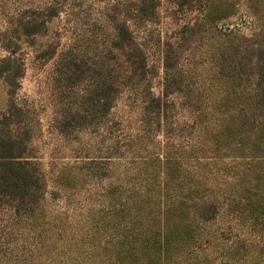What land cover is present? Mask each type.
<instances>
[{"label": "trees", "instance_id": "1", "mask_svg": "<svg viewBox=\"0 0 264 264\" xmlns=\"http://www.w3.org/2000/svg\"><path fill=\"white\" fill-rule=\"evenodd\" d=\"M161 1L0 0V264H264V36L185 60L234 1L173 0L176 38ZM25 50L61 54L69 89L54 127L71 155L56 145L48 170L18 102Z\"/></svg>", "mask_w": 264, "mask_h": 264}, {"label": "rangeland", "instance_id": "2", "mask_svg": "<svg viewBox=\"0 0 264 264\" xmlns=\"http://www.w3.org/2000/svg\"><path fill=\"white\" fill-rule=\"evenodd\" d=\"M233 9L215 20V24L219 29V32L215 31V35H207L204 31L192 32L186 36L185 40H182V57L185 60H200L207 50H209V44L217 39L223 37V33H231L237 35L248 36L252 38H261L264 36V0H260L258 3V9L253 7L250 0H233ZM193 10H198V2H192ZM176 3L173 0H162L159 7V31L162 36L172 38L179 37L181 33L178 32L180 22L185 16H182L183 10L173 12ZM194 12V11H192ZM58 24L61 26L62 20L53 21L50 25L51 32L53 26ZM70 32H62L60 36L61 44L58 47V52L62 50L65 53L66 49L70 47L71 41L69 40ZM4 51L0 49V55ZM153 52V51H152ZM25 72L20 79V88L18 90V102H20L27 110L28 122L35 125L33 131L34 145L36 148L37 160L40 162V166L44 170L50 168L49 162L53 158V149L56 145L59 146L57 156H61V160H68L71 155L70 145L68 141L61 140L58 136L54 123L55 117L59 113L58 96L60 90H64L68 94V90L64 85H59L54 80V77L58 75V69L60 66L61 54H56L52 58L45 56H36L29 50H25ZM152 56V55H151ZM158 54L153 55L151 60H155ZM162 68H159V75L155 76L153 81L154 90L157 91L160 88ZM80 84L82 88L85 81ZM63 84V83H59ZM5 94L2 83L0 82V111L4 107ZM120 105V104H119ZM51 163V162H50ZM50 174L48 175L49 178ZM53 176V175H52ZM51 179V178H50ZM49 187L53 188V181H49Z\"/></svg>", "mask_w": 264, "mask_h": 264}]
</instances>
